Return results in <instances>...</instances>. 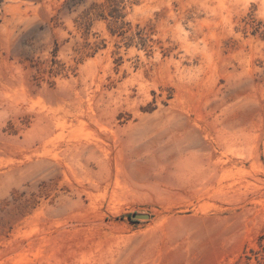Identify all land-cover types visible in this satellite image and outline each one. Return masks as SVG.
Instances as JSON below:
<instances>
[{
  "label": "rangeland",
  "instance_id": "rangeland-1",
  "mask_svg": "<svg viewBox=\"0 0 264 264\" xmlns=\"http://www.w3.org/2000/svg\"><path fill=\"white\" fill-rule=\"evenodd\" d=\"M0 264H264V0H0Z\"/></svg>",
  "mask_w": 264,
  "mask_h": 264
},
{
  "label": "water",
  "instance_id": "water-1",
  "mask_svg": "<svg viewBox=\"0 0 264 264\" xmlns=\"http://www.w3.org/2000/svg\"><path fill=\"white\" fill-rule=\"evenodd\" d=\"M130 216V215H128ZM130 217L136 218V219H149V214L147 213H134Z\"/></svg>",
  "mask_w": 264,
  "mask_h": 264
}]
</instances>
